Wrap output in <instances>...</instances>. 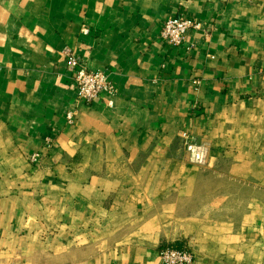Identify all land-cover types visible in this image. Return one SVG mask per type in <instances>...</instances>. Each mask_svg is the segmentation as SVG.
Wrapping results in <instances>:
<instances>
[{
  "label": "crops",
  "instance_id": "obj_1",
  "mask_svg": "<svg viewBox=\"0 0 264 264\" xmlns=\"http://www.w3.org/2000/svg\"><path fill=\"white\" fill-rule=\"evenodd\" d=\"M178 15L204 28L179 46ZM68 52L110 73L113 106L79 101ZM167 246L264 264V0H0V264Z\"/></svg>",
  "mask_w": 264,
  "mask_h": 264
},
{
  "label": "built area",
  "instance_id": "obj_2",
  "mask_svg": "<svg viewBox=\"0 0 264 264\" xmlns=\"http://www.w3.org/2000/svg\"><path fill=\"white\" fill-rule=\"evenodd\" d=\"M189 29L203 30L202 23L191 20L184 15H178L167 19L162 26L160 37L172 45H182L186 41V33ZM83 33L89 34L88 27L83 28ZM69 68L75 73L73 78L77 89L79 101L91 104L96 100H104L108 106H113V97L118 93L116 84L110 77L107 70H91L81 63L75 53L66 54ZM76 119V112L70 111L67 114V121L73 124ZM186 149L193 161L203 163L206 157V150L195 143L194 137L187 132L183 133ZM40 154L36 153L31 161L37 162ZM160 256L166 264H195L192 251L185 248L164 247L160 250Z\"/></svg>",
  "mask_w": 264,
  "mask_h": 264
}]
</instances>
